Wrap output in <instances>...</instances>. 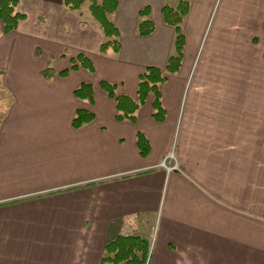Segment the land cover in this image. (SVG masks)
I'll return each instance as SVG.
<instances>
[{
    "label": "crops",
    "instance_id": "1",
    "mask_svg": "<svg viewBox=\"0 0 264 264\" xmlns=\"http://www.w3.org/2000/svg\"><path fill=\"white\" fill-rule=\"evenodd\" d=\"M19 1L26 18L0 36L11 100L0 120V264H114L102 259L120 236L145 238L150 264H264V0H191L182 65L161 85L166 119L153 118L151 95L135 123L117 119L100 83L136 98L147 67L165 70L176 36L166 0H118V53L101 51L108 37L82 8ZM145 6L148 36L138 33ZM82 53L96 71L60 75ZM85 82L93 103L74 95ZM80 108L95 119L76 128Z\"/></svg>",
    "mask_w": 264,
    "mask_h": 264
},
{
    "label": "trees",
    "instance_id": "2",
    "mask_svg": "<svg viewBox=\"0 0 264 264\" xmlns=\"http://www.w3.org/2000/svg\"><path fill=\"white\" fill-rule=\"evenodd\" d=\"M89 2L91 15L101 26L108 40L101 44V51L107 52L112 49L118 53L121 49L120 31L117 25L110 19V14L117 11L119 7L118 0H64V4L73 10H81L84 3ZM166 0L162 7V16L166 24L175 29L176 36L174 41L175 52L168 58L165 70L156 66L147 67L139 77V84L136 98L118 93V85L102 81L100 83L102 89L117 104V119L120 121L136 122L138 110L147 102L152 95L153 100V118L162 122L166 119V109L162 101L161 85L167 79L168 73L177 72L183 61L184 48L186 44V36L183 29V22L186 15L190 11L191 0ZM19 0H0V19L3 23V32H11L18 29L20 23L26 18V14L19 9ZM142 20L138 25V33L142 36L152 34L155 29V23L149 18L151 13L150 6H145L140 11ZM84 68L90 72H95L96 67L93 60L86 54H79L71 59V67L63 70L60 75L66 76L72 70ZM2 74V71H0ZM42 75L46 79H51L55 75L52 67H48L42 71ZM2 85L0 81V92ZM74 95L79 99L94 102V85L90 82L82 83L75 91ZM11 103V100H10ZM9 103V104H10ZM5 111V110H4ZM0 114V120L5 112ZM95 119V114L86 109H78L72 120V125L76 128L91 123ZM137 146L143 156H148L151 151L150 142L147 137L139 132L137 134ZM150 244L145 238L141 237H117L108 242L105 247L103 261H110L114 264H150L148 261Z\"/></svg>",
    "mask_w": 264,
    "mask_h": 264
},
{
    "label": "rangeland",
    "instance_id": "3",
    "mask_svg": "<svg viewBox=\"0 0 264 264\" xmlns=\"http://www.w3.org/2000/svg\"><path fill=\"white\" fill-rule=\"evenodd\" d=\"M173 2L176 3L175 0H173ZM219 2H220V0H219ZM219 2H218V4H219ZM217 6H218V5H217ZM217 8H218V7H216V8L214 9L213 17H214V14H215L216 11H217ZM82 10H83V11H86V13H88V12L90 13L89 2H88V1L85 2L84 6L82 7ZM213 17H212V19H211V21H210V25H209V26H212ZM9 103H10V98H9V96H7L6 94H2V93L0 92V114L3 113L2 111H4V110L8 107Z\"/></svg>",
    "mask_w": 264,
    "mask_h": 264
},
{
    "label": "built area",
    "instance_id": "4",
    "mask_svg": "<svg viewBox=\"0 0 264 264\" xmlns=\"http://www.w3.org/2000/svg\"><path fill=\"white\" fill-rule=\"evenodd\" d=\"M174 159V153L169 154L162 162V165L167 167L169 170L176 168L177 165H171L170 162ZM150 257V256H149ZM149 261V260H148Z\"/></svg>",
    "mask_w": 264,
    "mask_h": 264
}]
</instances>
